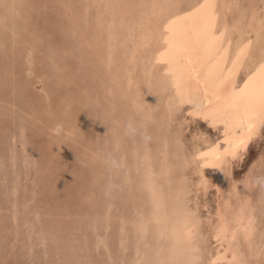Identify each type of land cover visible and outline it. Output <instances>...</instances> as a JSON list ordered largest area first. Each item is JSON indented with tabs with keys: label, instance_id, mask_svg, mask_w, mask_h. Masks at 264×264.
I'll use <instances>...</instances> for the list:
<instances>
[{
	"label": "rangeland",
	"instance_id": "obj_1",
	"mask_svg": "<svg viewBox=\"0 0 264 264\" xmlns=\"http://www.w3.org/2000/svg\"><path fill=\"white\" fill-rule=\"evenodd\" d=\"M14 1L0 0V264H264V193L252 183L264 178V123L222 184L205 170L204 187L198 162L223 144L221 127L181 105L165 133L153 103L139 109L111 92L114 65L129 59L130 17L146 19L154 5L162 21L169 5L189 31L198 0ZM229 2L228 23L247 24L252 5L264 23V0ZM128 120L151 139L124 135ZM232 181L225 241L219 207Z\"/></svg>",
	"mask_w": 264,
	"mask_h": 264
},
{
	"label": "bare ground",
	"instance_id": "obj_2",
	"mask_svg": "<svg viewBox=\"0 0 264 264\" xmlns=\"http://www.w3.org/2000/svg\"><path fill=\"white\" fill-rule=\"evenodd\" d=\"M229 1L221 0L219 4V0H198L191 11L193 25L189 31L185 30L183 22L177 24L173 21L169 5L168 19L162 21V9L154 5L150 6L151 14L140 21L135 20L136 15L130 17L129 9L125 13L132 22L136 21L131 25L129 59L118 60L113 69L119 73L120 79L111 78V92L126 96L137 108L143 109L147 101L154 104L151 105V117L157 123L164 120L162 130L165 133L169 132L171 118L181 105L189 106L191 119L199 117L214 128L221 127L223 144L212 143L198 162L200 183L204 187L208 182L205 170L210 172L217 186L222 184L227 164L241 158L264 123L263 17L258 13L259 8L252 5L247 24L228 23L224 10ZM13 2L17 8L20 2ZM11 6L10 3L7 5ZM138 11L141 12L142 7ZM30 16L21 18L27 20ZM111 34L118 36L119 31L113 32L112 27ZM31 52V47H27L25 60L29 74L34 64ZM114 79L119 80L114 82ZM160 104L165 108L158 112ZM173 140L176 141V137ZM176 162L179 163L180 159ZM230 184L232 192L223 193L225 202L219 207L221 224L218 236L225 241L233 235L223 218L229 206L228 195L239 189L236 181ZM237 220L239 228L250 234L251 217L240 211ZM223 256L228 260L234 258L229 249Z\"/></svg>",
	"mask_w": 264,
	"mask_h": 264
},
{
	"label": "clouds",
	"instance_id": "obj_3",
	"mask_svg": "<svg viewBox=\"0 0 264 264\" xmlns=\"http://www.w3.org/2000/svg\"><path fill=\"white\" fill-rule=\"evenodd\" d=\"M123 131L124 135L130 137V138H135L136 136H139L140 139L143 141H148L151 139V137L148 135L146 130H140L135 123L132 120H128L124 126H123ZM114 163V161H113ZM252 183L254 186H258L260 191L264 193V178H256L253 177Z\"/></svg>",
	"mask_w": 264,
	"mask_h": 264
}]
</instances>
